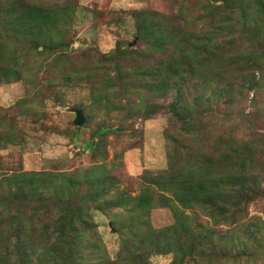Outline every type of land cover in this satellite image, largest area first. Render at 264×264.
Here are the masks:
<instances>
[{
  "label": "trees",
  "instance_id": "obj_1",
  "mask_svg": "<svg viewBox=\"0 0 264 264\" xmlns=\"http://www.w3.org/2000/svg\"><path fill=\"white\" fill-rule=\"evenodd\" d=\"M174 1V15L146 7L131 11L134 36L145 46L141 51L121 39L110 53L95 47L80 55L98 64V78L89 77L104 82L97 102L124 116L136 111L143 119L159 112L169 116L167 167L146 171V186L134 193L120 188L107 152L83 142L93 160L87 168L24 170L15 157L7 161L1 154L3 142L17 135L16 115L5 110L0 116V264H151L152 256L170 252L171 264H264L262 231L249 222L250 206L264 199V127H250L248 138L239 136V123L214 108L217 102L247 100L252 91L249 105H259L264 0ZM191 4L200 10L195 19L187 17ZM78 5V0H0V82L29 74L42 100L52 99L57 78L50 77V63L35 69L28 57L36 52L45 60L71 62ZM57 77L75 78L69 71ZM170 93L169 103L157 101ZM40 94L20 99L16 106L25 108L19 114L38 115L28 104ZM138 97L143 103L134 110ZM74 127L77 138L80 126ZM96 132L104 136L106 125ZM158 207L171 210V224L153 226L150 214ZM94 209L112 217L119 246L115 257Z\"/></svg>",
  "mask_w": 264,
  "mask_h": 264
},
{
  "label": "rangeland",
  "instance_id": "obj_2",
  "mask_svg": "<svg viewBox=\"0 0 264 264\" xmlns=\"http://www.w3.org/2000/svg\"><path fill=\"white\" fill-rule=\"evenodd\" d=\"M78 1L79 5L73 22L74 41L71 62L45 60V57L36 52L28 57L29 63L34 65L35 69L45 67L50 63L48 67L50 77L57 78L54 81L56 86L53 87L52 99L45 97L42 100L41 90L33 87L37 80L33 81L29 74L20 80L0 82V116L5 115V110L12 109L16 115L15 130L17 133L15 141L5 140L3 142L5 147L1 150V154L7 157V161L15 157L17 166H22L24 170L40 171L60 168L73 171L92 165L91 151L84 146L85 142H91L93 146L100 145L102 150L107 152L108 162L113 161V165L109 164V166L115 168L113 172L121 180L120 188L136 193L138 189H141L139 185L145 184L142 176L146 171L156 172L167 167L164 130L169 125V116L159 112L149 119H143L141 115H138V111L134 116H124L113 107L97 102L104 91V82L97 79L95 83L90 78H98L99 75L95 74L98 64L94 58L80 57V55L95 47L103 53H110L116 47L117 41L121 39L130 43L135 41L132 46L141 51L145 46L134 36L136 27L130 15L131 11L146 7L174 15L177 11L175 1ZM186 13L188 19H195L200 14V10L197 6L193 8L191 4L190 10L188 9ZM117 19L119 24L115 21ZM68 71L75 78L71 82L60 81L57 74L61 76L62 73L66 74ZM40 74L42 75L41 71ZM260 93L261 98L258 100L257 109L249 105L253 91L250 92L247 100H238L231 104L217 102L214 108L220 113H230V119L239 123L237 134L248 138L250 127H264L263 114L259 113L260 111L264 113V89ZM38 94H40L39 100L34 98V102L28 104L37 107L38 115L19 114L25 107L21 110L16 103L25 96L33 99V95ZM171 100L170 93L167 97L157 101L169 103ZM142 103L140 97L136 98L132 102L134 110H139ZM30 106L26 107L30 109ZM77 108L84 111L86 121L80 126L77 138H74L75 109ZM240 113L253 114L251 116L256 117L257 120L254 123L246 121L242 119ZM10 123L12 124L13 121ZM100 125H106L104 136L96 132V128ZM92 214L110 255L115 257L119 246L118 234L113 227L112 217L95 209L92 210ZM249 217V222L255 228L261 229L263 235L260 240L264 244V199L250 206ZM150 220L154 227H163L171 224L174 217L169 208L158 207L151 211ZM173 257L171 252L156 254L151 257V264H171Z\"/></svg>",
  "mask_w": 264,
  "mask_h": 264
},
{
  "label": "water",
  "instance_id": "obj_3",
  "mask_svg": "<svg viewBox=\"0 0 264 264\" xmlns=\"http://www.w3.org/2000/svg\"><path fill=\"white\" fill-rule=\"evenodd\" d=\"M134 43H135V41L132 42L131 45H133ZM75 115L76 116H75V119H74V123L77 126H82L85 123V121H86V115H85L84 111L82 109H80V108H77V109H75ZM143 187H145V184L141 183L139 185V188H143Z\"/></svg>",
  "mask_w": 264,
  "mask_h": 264
}]
</instances>
